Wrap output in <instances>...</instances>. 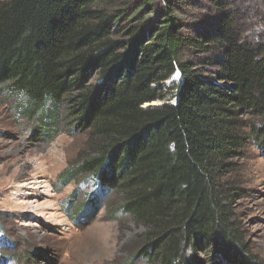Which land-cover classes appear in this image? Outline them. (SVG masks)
Wrapping results in <instances>:
<instances>
[{
  "label": "trees",
  "instance_id": "trees-1",
  "mask_svg": "<svg viewBox=\"0 0 264 264\" xmlns=\"http://www.w3.org/2000/svg\"><path fill=\"white\" fill-rule=\"evenodd\" d=\"M236 1L0 0V94L39 137L85 134L57 180L119 194L109 211L144 228L123 264H261L235 206L241 160L264 151V35ZM97 207L74 189L63 209ZM12 247L0 216V264L26 263Z\"/></svg>",
  "mask_w": 264,
  "mask_h": 264
},
{
  "label": "rangeland",
  "instance_id": "rangeland-1",
  "mask_svg": "<svg viewBox=\"0 0 264 264\" xmlns=\"http://www.w3.org/2000/svg\"><path fill=\"white\" fill-rule=\"evenodd\" d=\"M250 1L238 0L236 6L258 10L262 19L255 20V34L264 35V8L252 5L259 0ZM198 11L195 6L188 8L185 21L196 22ZM174 76L178 78L179 73ZM11 107L12 101L0 94V216L4 233L13 243L15 258L28 255L23 264L128 261L129 241L144 228L128 215L109 211L119 194L97 193L91 179L78 178L66 185L57 180L86 151L85 134L69 132L63 126L53 137H39L34 133L35 122L26 117L16 120ZM240 166L236 177L242 195L236 200L235 214L249 250L264 264V151L250 146ZM74 189L79 200L84 194H92L98 205L91 213L75 219L73 213L63 209ZM133 264L145 262L138 258Z\"/></svg>",
  "mask_w": 264,
  "mask_h": 264
},
{
  "label": "water",
  "instance_id": "water-1",
  "mask_svg": "<svg viewBox=\"0 0 264 264\" xmlns=\"http://www.w3.org/2000/svg\"><path fill=\"white\" fill-rule=\"evenodd\" d=\"M177 73H178V71H176L174 75H176ZM174 75H172V77L169 80H167V82L171 81L172 79H174V77H175ZM171 103H175V102L172 101ZM166 104H167V102L158 101V102H152L151 106H163V105H166Z\"/></svg>",
  "mask_w": 264,
  "mask_h": 264
}]
</instances>
